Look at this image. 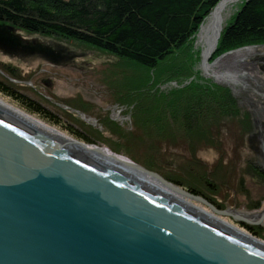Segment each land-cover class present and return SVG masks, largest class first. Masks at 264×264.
I'll use <instances>...</instances> for the list:
<instances>
[{
  "label": "water",
  "instance_id": "obj_1",
  "mask_svg": "<svg viewBox=\"0 0 264 264\" xmlns=\"http://www.w3.org/2000/svg\"><path fill=\"white\" fill-rule=\"evenodd\" d=\"M74 144L0 106V264H264L256 237L213 222ZM124 160L219 219L264 223V212L251 221L219 210Z\"/></svg>",
  "mask_w": 264,
  "mask_h": 264
},
{
  "label": "rangeland",
  "instance_id": "obj_2",
  "mask_svg": "<svg viewBox=\"0 0 264 264\" xmlns=\"http://www.w3.org/2000/svg\"><path fill=\"white\" fill-rule=\"evenodd\" d=\"M67 44L83 56L66 67L37 60L23 62L0 53V81L46 108L57 118V123L30 113L19 102L2 93L0 101L70 140L104 149L144 166L164 179L178 181L185 191H198L220 206L222 211H237L248 216L264 212V180L253 172L255 169L264 173V62L261 60L264 58V46L257 47L259 53L253 56L241 53L229 54L215 61L210 59V65H215L212 72L237 77V82L230 83L223 79L218 81L212 72L207 74L204 71L202 50L194 40L185 55L190 60L191 76L173 80L165 74L159 77L154 74L139 85L130 68L123 67L116 59L73 42ZM170 63L175 64L174 60ZM183 67L186 68L185 65ZM197 86L205 87V90ZM137 89L140 93L148 91V99L135 95ZM225 91L236 99V107L229 108L223 104ZM170 94L173 98L187 97L184 99L187 103L180 101L183 105L168 107ZM188 94L192 97L203 95L204 98H200L204 104L199 106L203 116L208 113L217 119L218 109V114L224 119L225 115L230 117L219 123L214 132L207 133L215 141L214 145L204 144L194 153L189 149L192 140L186 137V131L179 125L182 119L177 122L172 119V113L181 111L182 106L193 108L196 97L188 98ZM162 97H166V101H161ZM220 97L225 100L222 102ZM155 98L161 102L146 105L155 102ZM220 101L219 106L217 103ZM138 110L147 113L140 121ZM167 124L180 134L174 137L175 145L170 144L168 136L162 132ZM155 132L153 137L151 133ZM149 133L151 135L146 136ZM138 136L145 138L143 144L135 141ZM252 137H258L256 144L251 142ZM149 141L154 144L142 146L145 143L149 145ZM185 200L212 214L208 207ZM258 205L260 208L255 209ZM220 219L250 234L245 228L248 224L229 217ZM252 228L264 243V223Z\"/></svg>",
  "mask_w": 264,
  "mask_h": 264
},
{
  "label": "trees",
  "instance_id": "obj_3",
  "mask_svg": "<svg viewBox=\"0 0 264 264\" xmlns=\"http://www.w3.org/2000/svg\"><path fill=\"white\" fill-rule=\"evenodd\" d=\"M221 1L0 0V53L23 62L37 60L52 66L66 67L83 56L67 44L73 42L108 55L120 62L123 67L128 66L132 75L139 80L137 82L139 85L154 74L158 77L160 74H165L168 79L178 80L192 75L190 60L188 61L185 55L206 19ZM261 46H264V0H247L224 29L212 60L215 61L229 52ZM172 60L174 63L176 60L177 62L171 65ZM261 60L264 62V58ZM197 88L205 90V87L197 86ZM147 92L140 93L137 89V93L134 94L148 99ZM0 93L19 102L30 113L57 123V118L50 111L18 94L1 81ZM223 95L226 96V101H222L225 100L222 99L223 97L220 99L224 105L227 104L229 108L236 107V99L229 91H225ZM200 96L188 97H196L193 99V108L186 105L187 108L182 106L181 111L176 110L172 113L175 122L182 119L179 125L181 130L186 131L185 134L188 135L186 137L192 140L189 144L192 153L197 152L201 146H213L215 141H212L207 133L214 132L219 123L230 118L225 115L224 119V116L218 114V109H216L217 119L212 118L208 113L203 116L204 113L199 106L204 102ZM172 98V95L168 98L171 100L168 107L171 108L173 105H183L187 97ZM155 99L153 103L146 101L150 103L146 105L152 106L157 101H166L167 98L162 97L161 101L159 98ZM180 101L183 104H180ZM221 101L217 103L219 106ZM189 104H192V101L189 100ZM140 108L142 109L139 106L138 109ZM138 114L141 117L139 121L147 115L144 111L143 113L139 111ZM171 125L167 124L162 132L168 136L170 144L175 145L174 137L180 134L170 128ZM151 134L154 137L156 132ZM135 141L143 144L145 138L138 136ZM153 141L156 144V140ZM153 141L152 143L149 141V145L145 143L142 146H150L154 144ZM251 142L256 144L258 137H252ZM253 172L264 180V173L255 169ZM166 180L185 190L178 181ZM186 191L204 198L217 209L222 210L198 191L194 189ZM258 208L259 205L255 207ZM245 228L251 235L259 238V234L253 229L247 226Z\"/></svg>",
  "mask_w": 264,
  "mask_h": 264
},
{
  "label": "bare ground",
  "instance_id": "obj_4",
  "mask_svg": "<svg viewBox=\"0 0 264 264\" xmlns=\"http://www.w3.org/2000/svg\"><path fill=\"white\" fill-rule=\"evenodd\" d=\"M247 0H222L218 8L214 10L211 15L206 19L202 27L200 28L199 33L197 34L195 40L197 42L198 47L202 50V59H203V69L207 74H210L212 72V69L215 65H210V57L213 56L216 48L218 45L217 40L219 37V34L222 35L224 29L227 27V24L229 20H232L234 13L238 10L239 6L242 5ZM219 43V42H218ZM241 53H248L250 56L256 55L259 53V49L257 47H251V48H244L241 49L233 54H241ZM213 76L219 81L221 79L227 80L228 82H237L238 79L235 75L228 74V73H216L212 72ZM0 106L7 109L8 111L12 112L13 114L23 118L24 120L30 122L32 125L37 127L39 130L51 133L55 135L56 137L62 139L63 141L67 142L71 146H75L74 143H81L76 140H70L58 132H56L54 129L40 123L39 121L23 114L20 111H17L16 109H13L6 105L5 103L0 101ZM77 149H81V151L85 152L89 156H95L97 157L102 163L107 164L111 167H114L116 169H120L121 171H124L130 175H133L135 178L141 180L143 183H145L147 186L153 188L157 192L164 194L168 196L170 199H173L177 203L181 204L182 206L188 207L190 209L199 211V213L203 214L208 219L212 220L216 223H223L226 228L231 229L232 231H236L237 234H240L241 236L246 235V237H249L252 235L233 227L232 225L228 226L227 223L222 221V219L217 218L213 214H211L208 211H205L201 208L196 207L192 203L185 200L184 197L180 196L179 194L175 193L171 189L165 187L160 182L155 180L153 177L141 173L139 171H135L131 167L127 165V162L123 158H118L114 156L111 152L105 151L103 154L93 152L92 147L89 148V150H86V148L82 146H76ZM94 149V148H93ZM195 207V208H194ZM244 214V213H242ZM246 215V214H244ZM248 220L255 221L258 219L257 216H244ZM254 237V236H253ZM258 238L255 239V241L259 242ZM261 243H263L261 241Z\"/></svg>",
  "mask_w": 264,
  "mask_h": 264
},
{
  "label": "flooded vegetation",
  "instance_id": "obj_5",
  "mask_svg": "<svg viewBox=\"0 0 264 264\" xmlns=\"http://www.w3.org/2000/svg\"><path fill=\"white\" fill-rule=\"evenodd\" d=\"M245 226H247L248 228L253 229V228H252L253 225H245ZM254 226H255V225H254ZM261 226H262V225H261Z\"/></svg>",
  "mask_w": 264,
  "mask_h": 264
}]
</instances>
